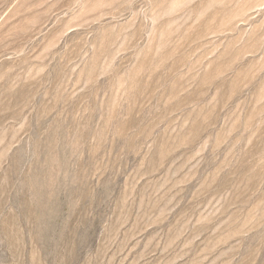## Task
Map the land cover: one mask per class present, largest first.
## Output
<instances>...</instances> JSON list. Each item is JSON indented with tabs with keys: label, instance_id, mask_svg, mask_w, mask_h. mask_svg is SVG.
I'll return each mask as SVG.
<instances>
[{
	"label": "rangeland",
	"instance_id": "1",
	"mask_svg": "<svg viewBox=\"0 0 264 264\" xmlns=\"http://www.w3.org/2000/svg\"><path fill=\"white\" fill-rule=\"evenodd\" d=\"M0 264H264V0H0Z\"/></svg>",
	"mask_w": 264,
	"mask_h": 264
}]
</instances>
